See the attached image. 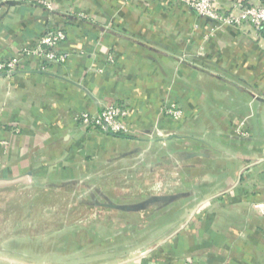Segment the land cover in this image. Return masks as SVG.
Masks as SVG:
<instances>
[{
	"label": "crops",
	"instance_id": "crops-1",
	"mask_svg": "<svg viewBox=\"0 0 264 264\" xmlns=\"http://www.w3.org/2000/svg\"><path fill=\"white\" fill-rule=\"evenodd\" d=\"M51 1L54 12L32 0H0V60L57 27L66 28L62 50L70 54L66 65L52 62L42 68L33 60L17 73L0 72V264H38L44 259L49 264H76L73 256L79 253L82 264H91L88 238L103 236L84 225L74 232L72 220L51 234L17 230L26 220L12 213H26V207L47 196L55 198L56 192L80 190L79 203L114 212L125 210L105 204H144L124 212L132 216L149 207L183 202L191 187L201 190L202 180L186 181L180 162L213 155L199 145L176 149L188 138L180 132L191 127L199 134L191 140L214 144L213 159L225 168L208 189L227 190L228 196L194 229L178 236V253L196 251L202 254L193 264H217L201 251L223 249L241 255V264H262L249 252L264 255V160L251 163L253 157H264V31L257 35L222 24L175 0ZM240 1L218 0V7L228 12ZM78 13L88 19L77 18ZM99 99L129 106L128 123L143 133L93 132L73 118L83 111L99 113ZM169 101L181 105L182 119L159 117L160 107ZM240 127L247 136L239 135ZM175 153L182 176L165 183L163 175L160 182L146 181L148 191L141 198L135 193L126 194L127 201L113 199L91 182L89 173L74 179L73 166L94 157L98 161L93 168L117 173L125 167L139 173L152 170V160ZM250 164L256 175L235 182L237 172ZM56 200L66 205L71 199ZM74 239L79 240L76 250ZM118 249L113 243L106 251L115 254ZM21 256L37 260L23 262ZM115 259L103 256L95 264H120Z\"/></svg>",
	"mask_w": 264,
	"mask_h": 264
},
{
	"label": "rangeland",
	"instance_id": "rangeland-1",
	"mask_svg": "<svg viewBox=\"0 0 264 264\" xmlns=\"http://www.w3.org/2000/svg\"><path fill=\"white\" fill-rule=\"evenodd\" d=\"M107 60L112 62L114 59L108 56ZM99 103H101V106L117 104V102L108 103L100 99ZM171 103L176 104L177 108L183 111L184 116V110L182 109L181 105L177 102L169 101L162 107H160L158 112L159 117L165 116V118L174 120L182 119L183 116L176 118L171 114H166V110L164 107ZM126 108L128 109V113L130 115L129 106L126 105ZM84 113L95 116L98 114L90 111H83L75 113L73 115V118L79 121V117ZM129 115H127L124 120L130 126V130L127 131L126 135H139L142 130L138 129L136 125L128 123ZM82 124L85 127H88L87 125H85V123ZM89 128L93 132H101L106 134V131H103L97 127L92 126ZM180 133H183V135H186L188 136V138H190H187L183 143L181 142L180 147L177 146L176 149H179L181 151L183 148H185V150L188 151L191 150L193 146L199 145V147H201V151L209 153L210 156H215V153L211 152L214 148V144L210 142H202L200 143V146L199 143H194L191 140L193 137H198L199 135L197 131L193 130V127L188 129L187 131H182ZM239 135L242 136V134ZM207 139H210V137ZM183 144L185 147L182 146ZM176 155L177 154L175 153L174 156L173 154H169V156L162 159L156 158L155 160H152L150 164L152 170H145L144 172L139 173H130L128 172V169H124L125 167H122V171L118 169L117 173H111L113 169L109 170L108 168L105 169L104 167L98 169L96 166H94L95 168H93L92 165H94V163L98 161V158L96 159L94 157L89 161H80L75 166H73V168H75L76 170L74 179H77L76 181L81 180L83 175L89 173L92 176L91 182L100 185L102 191L113 199L127 201V199H124V196H126V194L127 196L129 194L135 196V193L137 197L141 198L148 191L145 185L146 181L153 180L154 182H160L161 176L163 175L165 176L163 183H165L168 181H173V179H177L178 176H182L180 172H178L180 165L177 164ZM213 156L212 158L197 157L195 159H186L185 161L180 162V164L183 165L185 172L187 173L186 181L202 180L201 190H194L191 187L192 189H189L190 191L188 192L187 197H185L186 199L183 202H176L175 204L171 205V207L153 206L149 207V210L147 212H140L137 215L130 216L127 213H124L126 211L114 212L113 210L108 208L94 207L93 205H85L79 203L80 201L78 200L79 198L77 195L80 190L59 191L56 192L58 193V195L55 198L47 196V198H44L42 199V201L35 203V205L26 207V213H21L20 215H17V212L12 213V215L19 216L20 219L25 218L24 220H26L24 226L17 228V230H23L25 228V230H31V232L34 233L42 231L45 233L49 232L51 234L50 231H52V229L55 230L56 228L63 226L64 223H70L73 220L75 222L74 227H72L74 232L76 231V229L80 228L81 225H84V227L88 228L91 233H100L104 237V239L103 237L102 239H99L94 235H90L88 238V241H90L92 247V252H90L89 256L91 264H95L96 261L103 256L109 259L115 256V261L120 264H193V261H195L196 257H199L202 253L198 254V252L195 251L186 254H179L178 236H180L183 231L194 229L195 225L198 223L201 217L205 216V214L209 210H212L217 206L219 201H224L228 196L227 190L212 193L211 189H208V184L217 180V177H221L222 173L225 171V168L223 167L224 165L222 164L221 166L220 164H218L216 159H213ZM260 160H264V157H253L251 159V163L254 164L253 166H256L257 164L255 163H258ZM253 166H251L250 168L239 170L235 175V182H239V177L242 175L245 179L247 178L248 174H255V168ZM82 168H87L86 170L89 171L84 173L82 171ZM249 169H251V172L245 173ZM222 181L226 180L222 179ZM12 188L18 189V186ZM12 191L13 190L10 189L11 193ZM96 192L98 195V191ZM198 194H202V196L199 197L200 199H198L197 197L195 198V196ZM63 197L70 198V203L66 205H57L56 198L59 200ZM222 205L223 208H227L226 206H224V204ZM87 216H89V218H86ZM62 219H64V221ZM15 223H18V221ZM68 229V231L71 230V228ZM113 234L117 235V238L112 239L111 237H109ZM61 237L62 236H59V241ZM65 239L66 237L64 238V240ZM47 240H50L48 239V236ZM74 240L77 243H74V246L72 248L76 250L79 248V240ZM103 240H105V243L99 244V242ZM113 243H115L116 247H119V251L115 252V254L113 251H106L107 249L112 248ZM96 249H99L101 254L95 253V251H98ZM102 249L106 252L103 253ZM201 252H203V256L216 260L217 264L244 263L241 255H235L232 251L227 252L223 249H221L220 251L215 249L211 251V249L209 248H204ZM249 254L256 258V262L259 259L260 261H263L262 264H264V255L257 254V252L253 250H251ZM61 255L63 254L59 253L58 257H60ZM218 256L222 258H219ZM73 257L76 264H82L83 259L80 253L74 254ZM10 258L13 259L12 253H10ZM15 258H17V256ZM87 259H84V261H86ZM35 260L37 259L30 256H21L20 258V261L23 262H31ZM38 264H49V261H46V259H44L43 263Z\"/></svg>",
	"mask_w": 264,
	"mask_h": 264
},
{
	"label": "built area",
	"instance_id": "built-area-1",
	"mask_svg": "<svg viewBox=\"0 0 264 264\" xmlns=\"http://www.w3.org/2000/svg\"><path fill=\"white\" fill-rule=\"evenodd\" d=\"M49 11L54 12V3L51 0H32ZM194 9L198 15L218 21L222 24L235 26L246 32H254L260 35L264 31V0H243L234 3L228 12L220 11L218 0H175ZM77 18L88 19V15L78 13ZM67 40L65 27L48 29L41 34L31 45L23 46L15 55L0 60V72L17 73L25 68L30 61H37L42 68L49 63L64 65L68 63L70 54L62 50V45ZM167 115L176 118L183 116V111L171 103L164 107ZM129 115L126 105L123 103L101 106L99 113L89 115L84 113L79 121L88 127H97L108 133L126 135L130 130L129 124L124 120ZM239 134L247 136V132L241 127ZM251 172V169L245 173ZM244 173V174H245ZM241 177V176H240ZM239 177V180H240ZM243 177V175H242Z\"/></svg>",
	"mask_w": 264,
	"mask_h": 264
},
{
	"label": "water",
	"instance_id": "water-1",
	"mask_svg": "<svg viewBox=\"0 0 264 264\" xmlns=\"http://www.w3.org/2000/svg\"><path fill=\"white\" fill-rule=\"evenodd\" d=\"M112 134H114V133H112ZM143 205L144 204H139V205H134V206L118 205V204H114V203L105 204V206H107V207L117 208V209H121V210H125V211L139 210L141 208H144Z\"/></svg>",
	"mask_w": 264,
	"mask_h": 264
}]
</instances>
